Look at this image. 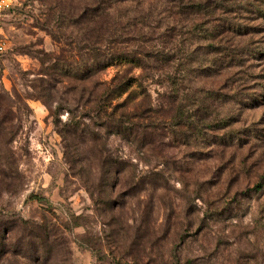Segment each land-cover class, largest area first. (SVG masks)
Instances as JSON below:
<instances>
[{
    "label": "rangeland",
    "instance_id": "1",
    "mask_svg": "<svg viewBox=\"0 0 264 264\" xmlns=\"http://www.w3.org/2000/svg\"><path fill=\"white\" fill-rule=\"evenodd\" d=\"M61 2L72 14L15 0L7 16L0 217L52 221L71 264H264V0L174 23L118 4L100 45L93 0ZM118 38L143 66L96 73ZM116 77L131 85L96 107Z\"/></svg>",
    "mask_w": 264,
    "mask_h": 264
},
{
    "label": "trees",
    "instance_id": "2",
    "mask_svg": "<svg viewBox=\"0 0 264 264\" xmlns=\"http://www.w3.org/2000/svg\"><path fill=\"white\" fill-rule=\"evenodd\" d=\"M216 1L221 2V0H151L149 6L145 10L144 4L146 0H93V9L90 16H92V22L94 21L98 33L96 34V44L100 45L103 40L110 41L112 35L116 36L118 34V27L123 24L122 21H117L114 14V12L117 11L116 8L118 4H125L128 2L133 3L131 6L136 4L133 10L143 16L142 22H146L147 20L145 18L153 16L155 13L158 16L166 17V20L169 21L167 23H174L181 21L182 19L180 18H182L184 13L190 15V12L197 14L203 13L206 16L214 13L213 10L209 11V8L211 6H217ZM53 2L50 10L62 16H69L72 14V9L67 8L61 0H53ZM225 21H227L230 28H232L229 21L227 19H225ZM220 27L221 25H217V28ZM112 28L113 32L108 34L109 30ZM215 28L216 26H213L210 31ZM216 30L217 29H215V31ZM213 32L211 33L213 34ZM115 43H120V46H122V44L127 43V41L123 38L116 39L108 55H103V53H100L101 49H97L96 73H99L101 68L103 69L104 67L112 65L114 61L126 60L129 62H136L138 64L137 66H143L142 56L135 55L132 51H126L115 47ZM130 81L131 79L129 78L116 77L113 79L112 84L98 83V86H100L99 89L102 87L104 88L99 94L94 93L93 101L96 107L98 106L101 108L105 102L104 100H108L112 96H119L121 93L126 92L131 85ZM134 81L138 82V79H134ZM3 110H5V108L0 105V135L7 138L13 130L12 125H8L9 123H7L9 122V110L5 112H3ZM97 116L100 117L99 113ZM8 129L10 132H8ZM109 180V178H106L101 185L106 186ZM15 230L22 231V234L14 242L9 236L13 234ZM59 231L57 225L48 220H44L42 224H37L23 219L15 213L8 218L0 217V262L3 261V264H21L17 259V256H21L26 260V263L23 264H71V260L68 259L69 255L67 257V254H70L71 251L67 247Z\"/></svg>",
    "mask_w": 264,
    "mask_h": 264
},
{
    "label": "built area",
    "instance_id": "3",
    "mask_svg": "<svg viewBox=\"0 0 264 264\" xmlns=\"http://www.w3.org/2000/svg\"><path fill=\"white\" fill-rule=\"evenodd\" d=\"M15 0H0V54L7 48L6 22L7 16L15 7Z\"/></svg>",
    "mask_w": 264,
    "mask_h": 264
}]
</instances>
